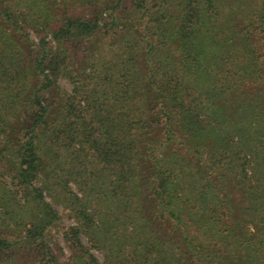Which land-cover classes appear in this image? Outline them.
<instances>
[{
    "label": "trees",
    "instance_id": "16d2710c",
    "mask_svg": "<svg viewBox=\"0 0 264 264\" xmlns=\"http://www.w3.org/2000/svg\"><path fill=\"white\" fill-rule=\"evenodd\" d=\"M0 166L28 241L59 185L63 264H264V0H0Z\"/></svg>",
    "mask_w": 264,
    "mask_h": 264
},
{
    "label": "rangeland",
    "instance_id": "374dc122",
    "mask_svg": "<svg viewBox=\"0 0 264 264\" xmlns=\"http://www.w3.org/2000/svg\"><path fill=\"white\" fill-rule=\"evenodd\" d=\"M74 9L76 10L75 13H83L82 9ZM29 34L30 39L37 42L35 33L29 31ZM49 37L46 36L45 39H49ZM72 51L77 53L75 59L78 60L83 55L91 53L88 47L84 48L83 46L75 47ZM56 82L63 91H70L72 88L73 82L62 76H57ZM10 178L0 166V179L10 182ZM41 183L42 181H39L36 185L41 186ZM69 187L71 191L78 194L76 186L73 183H69ZM58 192L62 191L59 190V185L57 184L54 186V191L44 192L45 200L56 210L58 218L47 227L42 237L34 241H28L23 237L27 227L23 228L21 226H14L13 224H5V222L3 224L0 221V235L8 237L11 242L14 241L11 250L0 256V261L5 264H63L70 261L73 253L78 248L75 249V246L72 244V235L69 230L71 226L77 224V221L66 205V200L62 199L61 194ZM2 214L5 215L0 211V215L6 220L7 216H3ZM79 239L84 248L89 250L101 264H128L120 255H115L117 250L109 252L107 248H97L93 245L94 242L91 239L81 233ZM195 264L199 263L195 262Z\"/></svg>",
    "mask_w": 264,
    "mask_h": 264
}]
</instances>
